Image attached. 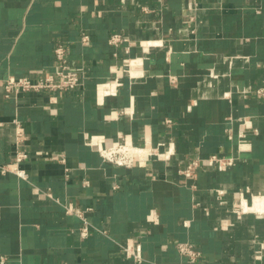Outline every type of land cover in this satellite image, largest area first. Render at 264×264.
<instances>
[{
	"label": "crops",
	"instance_id": "0c3cea01",
	"mask_svg": "<svg viewBox=\"0 0 264 264\" xmlns=\"http://www.w3.org/2000/svg\"><path fill=\"white\" fill-rule=\"evenodd\" d=\"M60 46L78 88L5 96ZM93 141L166 155L118 167ZM19 151L26 180L2 172ZM0 264H264V0H0Z\"/></svg>",
	"mask_w": 264,
	"mask_h": 264
},
{
	"label": "built area",
	"instance_id": "2783aa9c",
	"mask_svg": "<svg viewBox=\"0 0 264 264\" xmlns=\"http://www.w3.org/2000/svg\"><path fill=\"white\" fill-rule=\"evenodd\" d=\"M193 10V8H191ZM187 23L193 24L195 22V18L193 14L187 15ZM129 40L123 35L117 34L111 37L110 44L114 47H118L123 43H127ZM82 45L88 46L90 44V37L87 35H83L81 39ZM157 46V45H156ZM152 47V46H148ZM56 59H57V69L53 75H48L43 78H40L37 81H32L27 77L23 78H9L4 81V91L5 96L10 98L12 96H16L20 93H29V92H67L73 91L81 85L83 80V69L73 68L68 61V53L67 50L60 46L55 51ZM143 58L135 59L130 63H126L125 68L122 70L124 75H128V71L132 66H141ZM130 76V75H129ZM132 76V75H131ZM121 81L116 79V86H120ZM116 90H108L105 92L107 96H115ZM16 126V135H17V145L22 146L25 142L26 136L22 131L20 122L18 120L14 121ZM94 147H98V152L105 162L113 164L118 167L124 168H132L135 166L137 162L146 161L149 158L156 157L159 160L165 159V153H160L159 148H137L126 144L124 141L115 143L113 145H105L102 146L100 141H96L91 144ZM145 152V153H144ZM29 157V154L23 151H19L16 158V163L13 165H9L2 168L3 173H14L19 178L26 180L27 175L25 171L20 170L19 165L26 161ZM170 157L168 152L167 158ZM201 160L194 161L191 165H189L184 171L181 173L187 177H194L196 170L201 166ZM212 164L216 166L218 170H223L227 167H231L234 164L233 159H222L214 157L210 160ZM217 196L221 199L224 195L223 191H217ZM243 211V208L240 207V212ZM85 226L81 231L82 237H88L89 228L88 223L85 220ZM178 249L182 256L188 258L190 261L194 262L200 258V253L195 250L191 245H179ZM128 253L129 250L127 249ZM134 259L138 262L142 260L141 257V249L138 248L135 253L132 255Z\"/></svg>",
	"mask_w": 264,
	"mask_h": 264
},
{
	"label": "bare ground",
	"instance_id": "6f19581e",
	"mask_svg": "<svg viewBox=\"0 0 264 264\" xmlns=\"http://www.w3.org/2000/svg\"><path fill=\"white\" fill-rule=\"evenodd\" d=\"M144 153H145V152H144ZM247 208H249V207H246V209H247ZM246 209H245V210H246ZM251 210H253V211H254L255 209H251ZM259 213H260V212H259Z\"/></svg>",
	"mask_w": 264,
	"mask_h": 264
}]
</instances>
